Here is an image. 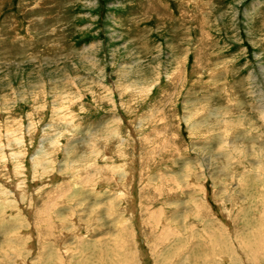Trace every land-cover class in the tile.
<instances>
[{"label":"rangeland","instance_id":"374dc122","mask_svg":"<svg viewBox=\"0 0 264 264\" xmlns=\"http://www.w3.org/2000/svg\"><path fill=\"white\" fill-rule=\"evenodd\" d=\"M108 261L264 264V0H0V264Z\"/></svg>","mask_w":264,"mask_h":264},{"label":"bare ground","instance_id":"6f19581e","mask_svg":"<svg viewBox=\"0 0 264 264\" xmlns=\"http://www.w3.org/2000/svg\"><path fill=\"white\" fill-rule=\"evenodd\" d=\"M104 254H105V253H104ZM98 259H99V262H100V261H101L100 258H98ZM115 260H116V259H115ZM102 262H103V261H102ZM233 262H234V261H233ZM103 264H105V263H103ZM106 264H110L109 261H108V263H106Z\"/></svg>","mask_w":264,"mask_h":264}]
</instances>
